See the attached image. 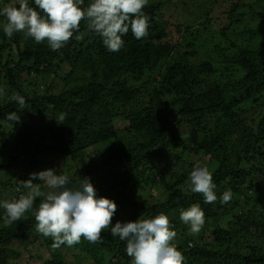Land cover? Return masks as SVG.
Instances as JSON below:
<instances>
[{
    "label": "trees",
    "instance_id": "trees-1",
    "mask_svg": "<svg viewBox=\"0 0 264 264\" xmlns=\"http://www.w3.org/2000/svg\"><path fill=\"white\" fill-rule=\"evenodd\" d=\"M29 3L36 7L33 0ZM90 3L84 0L83 7ZM166 3H150L143 9L150 17L148 36L137 40L130 30L122 37L124 46L118 52L109 51L102 38L87 29V21L81 22L80 31L67 45L53 51L47 41L38 44L23 33L8 38L3 31L6 18L0 16V85L5 99L16 92L27 105L19 110L22 105L10 98L0 102V173L12 169L14 173L5 182L0 179V193H7L2 201L18 199L26 191H17L18 180H27L31 172L41 171L40 164L59 156L66 167L61 172L71 181L69 188H79L81 179L88 177L98 197L116 204L122 200L131 203L125 222L168 215L192 204L210 212L236 209L234 225L240 224L239 229L230 225L212 232L205 227L202 232H209L211 246L203 244L202 236L200 242L188 237L178 241V250L190 264H264V249L258 247L264 243V215H260L264 205V0L258 3L259 9L251 5L248 12L263 24L258 30L248 31L258 39V46L250 48L228 39V49L218 46L219 56L229 53L221 67L208 60L196 63L193 43L182 50L178 38L169 37V25L160 20ZM4 5L0 1V8ZM238 10L239 4H233L228 26L220 30L225 39L230 24L243 23V19H237ZM190 28L179 26L176 34H187ZM76 35L81 39H75ZM6 43L14 44L16 51L11 54L14 49H9L4 59ZM66 65L70 72H63ZM59 70L63 72L60 75ZM40 76L50 79L43 89L34 83ZM77 81L82 83H73ZM2 94L0 90V100ZM250 100L254 107L249 109ZM11 112L17 113L19 122L6 119ZM61 113L66 118L58 124L55 119ZM40 114L46 124L37 130L33 120ZM183 126L196 134L195 150L218 163L212 174L217 201L206 204L202 194L193 192L185 196L176 183L167 184L169 197L163 203L134 201L127 186L142 168L149 173L155 169L152 160L173 157ZM227 137L237 141L236 149H229ZM171 159L179 161L178 157ZM227 176L230 181L223 182ZM179 179L181 176H177ZM146 180L152 181V176ZM228 190L233 194L231 200L221 203L220 197ZM39 203L37 199L34 207ZM4 216L0 207V264L19 262V246L39 241L49 249L50 259L44 264H70L68 253L75 260L84 257L89 264H101L97 263V254L106 252L114 253L116 262L110 264H131L126 242L113 237L110 229L102 233V242L93 244L82 237L80 243L61 245V249L53 247L51 237L37 232L32 212L11 226L4 223ZM115 222L113 219V225ZM236 244L248 252L227 251L226 245L230 248Z\"/></svg>",
    "mask_w": 264,
    "mask_h": 264
},
{
    "label": "clouds",
    "instance_id": "clouds-1",
    "mask_svg": "<svg viewBox=\"0 0 264 264\" xmlns=\"http://www.w3.org/2000/svg\"><path fill=\"white\" fill-rule=\"evenodd\" d=\"M33 2L35 8L29 0H12L0 8V16L6 18L3 31L8 38L23 33L38 44L47 41L51 50L58 51L80 31L81 22L87 21V29L100 36L109 51L118 52L124 46L122 37L130 30L137 40L149 34L150 17L143 11L148 0H91L87 7H83L84 0ZM75 39L81 36L76 35ZM11 99L20 105L25 103V98L16 93ZM65 118L66 114L61 113L55 120L60 124ZM6 119L20 121L16 112L7 114ZM70 182L68 175L54 168L30 173L27 180H18L17 191L21 188L26 191L18 199L0 201L5 211L4 223L11 226L27 219L26 213L32 212L37 232L51 237L54 248L65 244L74 246L82 237L93 244L102 242V233L110 229L113 237L126 242L131 264H186V258L173 243L177 232L167 215L116 221L113 225L118 210L115 201L98 197L88 177L81 179L79 188H69ZM190 190L202 194L206 204L217 201L216 184L206 165L197 163L192 168ZM232 195L231 190L225 191L220 202L228 203ZM37 199L40 203L34 207ZM179 219L195 235L205 224V213L198 204H192L180 210Z\"/></svg>",
    "mask_w": 264,
    "mask_h": 264
},
{
    "label": "rangeland",
    "instance_id": "rangeland-1",
    "mask_svg": "<svg viewBox=\"0 0 264 264\" xmlns=\"http://www.w3.org/2000/svg\"><path fill=\"white\" fill-rule=\"evenodd\" d=\"M0 1L1 5L7 4V0ZM159 1L167 2L165 8L160 14V20L164 24L169 25V27H167L169 37L174 40L178 38L182 50H185L186 46L193 43L194 45L192 50L198 55L197 58L194 57L196 63L208 60L216 67H221V64L224 63L223 57L229 55V53L225 52L219 56L218 46L223 49H228L230 47L228 39L231 42L247 45L250 48H256L259 44L258 39H254L248 31H254L255 29L258 30L257 28L260 25L263 26V24L261 20L253 17L248 12L252 8L251 5L255 7V10L259 9L257 5L261 0H148V4ZM8 2H12V0H9ZM235 3L239 4V10L236 14L237 19H243V23L238 22L236 24H230V28L226 32L227 39H225L220 34V30L228 26V15ZM261 6L264 7V3H262ZM208 12H210L209 15H207ZM244 12H247L245 16H243ZM179 26L181 28L191 26L190 32L187 34L183 32L181 35H177L176 30ZM79 42L80 41L77 40V44H79ZM8 45L9 44L7 43L4 45V59H6L5 57L9 49H14L13 51H10L11 54H14V51H16L13 46L14 44L11 46ZM70 70L71 68L68 65L63 68V72H70ZM63 72L59 70L58 73L57 71L59 75ZM216 76H219V73H217ZM49 82L50 79L46 76H40L34 81L36 86L41 89H43L46 84H49ZM73 83L81 84L82 82L77 81ZM61 85L62 84H60L59 87H61ZM0 90L3 93L0 102L4 103V101H9L11 97L8 96L7 99H5L4 88L2 86L0 87ZM53 93L55 92L53 91ZM262 101H264V98L261 102ZM26 106L27 105L24 103V105L18 108L19 110H23ZM252 107H254V104L252 103V100H250L248 108L250 109ZM43 116L44 115L42 114L37 115L38 120H33L37 130L45 128L46 120ZM2 125L6 127V122H3ZM118 125L122 126L121 122H119ZM178 134L179 137H181V142H178L179 148L173 151L172 156L178 157L179 161L176 162L173 161L174 159H171L173 157L168 158L167 156H164L160 159L151 161L156 166L152 172L149 173L142 168L138 174H135L133 182L127 186L126 190L134 201L149 200L150 203H163L169 197L167 184L174 183H176L175 187L182 190L183 194L187 196L192 193L190 190V172L195 164L199 163L201 165H206L212 174L217 170L218 163L214 162L210 155H207L203 151L195 150L196 134H193L186 126L181 127ZM225 142L227 143L229 149L232 147L236 149L238 146L237 141L233 140L231 137H227ZM261 151L264 155V146ZM260 153L261 152H259L258 155ZM262 161H264V158H262ZM43 164L45 165L44 170L54 168L59 173V171L61 172L66 169L63 159L59 156H54L40 164L41 171H43ZM72 167L73 172H76L74 164H72ZM23 172L25 171L21 170V173ZM143 173L145 174L144 176H142ZM148 175L152 176V181L146 180ZM13 176V169L0 173V179L4 182L11 179ZM177 176H181L182 179L177 180ZM223 179V182L230 181V177L228 176ZM6 196L7 193L5 191L0 193V201H2ZM117 205L118 211L115 213L116 215L114 216V220L125 222L132 209L131 203H126L125 200H122L121 202L119 201ZM236 211V209L230 210L226 213L220 209L219 211L214 212L204 211L205 224L202 229L205 230V227H208L211 228L213 232L215 228L227 229L230 225L232 226V229H239L241 226L240 224L234 225L236 223L234 220ZM179 214L180 210L176 209L167 215L170 222L174 226V230L177 232V237L173 241L176 246H178V241H184L186 238L188 239V237H193L197 242H200L201 236L203 238V244L208 246L212 245L213 240L210 237L209 232L205 233L201 230L199 234L192 235L189 231V226L182 223L179 219ZM260 215H264V205L260 208ZM258 247L264 249V243L263 246L259 243ZM60 248L63 249L62 246H60ZM226 248L228 252L233 253H236L237 251L242 254L248 252L245 251L244 247L240 249V245L237 244L235 247L232 246L230 248L226 245ZM19 251L22 256L20 261L15 262V264H44L47 259H50L49 249L42 244V241L34 244L20 245ZM113 255L114 253H98L96 258L98 260L97 263H115L116 259H114ZM189 258L194 261L193 258ZM67 261L70 264H89V259L82 257L79 260H75L71 253L67 254ZM186 261V264H190V261ZM11 264L14 263L12 262Z\"/></svg>",
    "mask_w": 264,
    "mask_h": 264
}]
</instances>
